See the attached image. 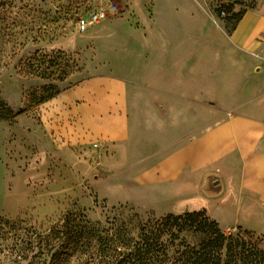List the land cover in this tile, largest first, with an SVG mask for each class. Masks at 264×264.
<instances>
[{"label":"crops","instance_id":"1","mask_svg":"<svg viewBox=\"0 0 264 264\" xmlns=\"http://www.w3.org/2000/svg\"><path fill=\"white\" fill-rule=\"evenodd\" d=\"M210 5L212 33L197 21L161 35L153 9L137 39L79 49L87 62L36 109L39 130L66 162L107 174L95 186L111 207L203 210L264 240V0L231 31Z\"/></svg>","mask_w":264,"mask_h":264},{"label":"rangeland","instance_id":"2","mask_svg":"<svg viewBox=\"0 0 264 264\" xmlns=\"http://www.w3.org/2000/svg\"><path fill=\"white\" fill-rule=\"evenodd\" d=\"M228 1L233 9L238 7L232 12L238 15L253 8L258 0ZM108 4L117 6L119 13L115 17L104 19L85 32L78 30L79 13ZM210 4L215 6L216 18L230 16L216 13L218 8L225 11L230 6L227 0H0V102L11 114L25 110L15 118L0 121V225L8 222L48 233L68 213L72 220L99 231L123 225L136 240L140 227L167 216L153 214L150 207L107 204L101 198L108 193L107 187L95 186L107 174L90 171L87 177L82 166L66 162L54 153L39 130L43 124L36 109L42 100L67 87V79L86 64V53L79 57V49L88 51L89 46L90 51L102 55L109 43L121 46L137 39L153 9L158 10L157 23L165 27L161 35H174L179 24L186 34L195 29L197 21L201 30L206 29L203 33H212L209 29L214 27L206 14ZM232 24L233 20L228 26ZM166 208L177 206H158L157 211ZM234 219L233 215L224 214L220 221L224 225ZM220 230L226 236H240L264 251V240L259 237L240 229ZM173 233L177 244L183 241L194 245L203 238L189 230L177 233L174 229ZM24 234L19 231L13 238L0 230V264H48L45 257L32 262L20 258L28 252Z\"/></svg>","mask_w":264,"mask_h":264},{"label":"trees","instance_id":"3","mask_svg":"<svg viewBox=\"0 0 264 264\" xmlns=\"http://www.w3.org/2000/svg\"><path fill=\"white\" fill-rule=\"evenodd\" d=\"M221 12L230 14L223 18L227 24L232 20L238 23L244 14L234 15L232 6H227L225 11L218 8L216 13L220 16ZM235 24L229 27V31ZM58 93L45 98L38 106ZM24 112L11 114L0 102V121ZM139 229L140 234L134 240L123 225L99 231L72 220L68 213L48 233L22 229L8 222L0 225L1 233H8L13 238H17L19 231L25 233L24 237L28 239L25 250L28 252L25 251L20 258L30 262L45 257L48 264H264V251L240 236H226L203 210L179 216L167 215L162 221L150 222ZM174 229L177 233L189 230L203 238L194 245L183 241L177 244Z\"/></svg>","mask_w":264,"mask_h":264},{"label":"built area","instance_id":"4","mask_svg":"<svg viewBox=\"0 0 264 264\" xmlns=\"http://www.w3.org/2000/svg\"><path fill=\"white\" fill-rule=\"evenodd\" d=\"M117 10L118 8L115 4H108L106 6L100 5L85 13H79L76 19V27H78L80 32H85L86 29L99 23L101 20L115 15Z\"/></svg>","mask_w":264,"mask_h":264}]
</instances>
